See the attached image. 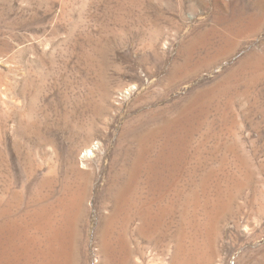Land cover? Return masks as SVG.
Here are the masks:
<instances>
[{"label":"rangeland","instance_id":"1","mask_svg":"<svg viewBox=\"0 0 264 264\" xmlns=\"http://www.w3.org/2000/svg\"><path fill=\"white\" fill-rule=\"evenodd\" d=\"M0 228V264H264V0H0Z\"/></svg>","mask_w":264,"mask_h":264},{"label":"bare ground","instance_id":"2","mask_svg":"<svg viewBox=\"0 0 264 264\" xmlns=\"http://www.w3.org/2000/svg\"><path fill=\"white\" fill-rule=\"evenodd\" d=\"M219 23H220V22H219ZM215 28H216V27H215ZM190 42H191V41H190ZM128 87H129V86H128ZM133 87H134V86H133ZM131 88H132V87H130V89H131ZM163 145H164V144H163ZM69 205H70V204H69ZM74 206H75V205H74ZM61 207H62V206H61ZM72 208H73V207H72ZM4 224H5V223H4ZM2 227H3V226H2ZM43 227H44V226H43ZM0 229H1V228H0ZM5 229H6V228H5ZM43 234H44V233H43ZM59 236H60V235H59ZM60 238H61V237H60ZM60 238H59V239H60ZM44 249H45V248H44ZM44 249H43V250H44ZM56 249H57V248H56ZM4 251H5V250H4ZM4 251H3V252H4ZM45 251H46V250H45ZM23 252H24V251H23ZM15 254H16V253H15ZM1 257H2V256H1ZM52 257H53V256H52ZM54 259H55V258H54ZM42 260H43V259H42ZM8 262H9V261H8ZM48 262H49V261H48ZM28 263H29V262H28ZM37 264H38V263H37ZM40 264H42V262H41Z\"/></svg>","mask_w":264,"mask_h":264}]
</instances>
